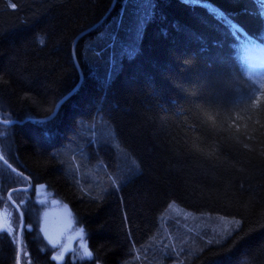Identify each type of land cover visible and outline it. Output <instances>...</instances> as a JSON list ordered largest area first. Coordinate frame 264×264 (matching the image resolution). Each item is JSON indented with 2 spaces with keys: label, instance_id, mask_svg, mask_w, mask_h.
Wrapping results in <instances>:
<instances>
[{
  "label": "trees",
  "instance_id": "trees-1",
  "mask_svg": "<svg viewBox=\"0 0 264 264\" xmlns=\"http://www.w3.org/2000/svg\"><path fill=\"white\" fill-rule=\"evenodd\" d=\"M0 0V152L33 180L22 264H57L39 229V186L72 210L91 257L64 264H264V0ZM145 18L126 45L132 19ZM27 180L0 160V264H17ZM173 204L234 217L217 242L177 251ZM167 239L169 242L167 243ZM215 241V240H214ZM183 258H185L183 260ZM154 264V263H153Z\"/></svg>",
  "mask_w": 264,
  "mask_h": 264
},
{
  "label": "rangeland",
  "instance_id": "rangeland-1",
  "mask_svg": "<svg viewBox=\"0 0 264 264\" xmlns=\"http://www.w3.org/2000/svg\"><path fill=\"white\" fill-rule=\"evenodd\" d=\"M135 3L137 7H142V10L146 11L148 0H136ZM137 19V21L132 19V23L129 25L132 30L126 32L125 40L129 48L139 43L145 18L138 17ZM250 68L254 73L264 76V52L251 55ZM34 198L40 204L41 210L39 229L51 250L53 259L58 264H62L68 258L72 261H80L91 257L88 255L91 254V251L86 234L83 228L76 224L69 205L53 196L52 192L43 186L36 188ZM238 224L239 220L234 217L193 213L173 204L164 217L163 234L170 242L174 243L177 251H181V247L187 244L188 239L193 235L203 237L196 240L199 243L201 241H205V243L217 242L230 234ZM169 241L167 240V243ZM149 260L150 264H160L159 260Z\"/></svg>",
  "mask_w": 264,
  "mask_h": 264
},
{
  "label": "water",
  "instance_id": "water-1",
  "mask_svg": "<svg viewBox=\"0 0 264 264\" xmlns=\"http://www.w3.org/2000/svg\"><path fill=\"white\" fill-rule=\"evenodd\" d=\"M117 0H114L110 10L107 12V14L102 18V20L100 22H98L95 26L91 27L90 29H88L87 31L83 32L80 36H78V38L76 39L75 43H74V57H75V61L77 64V67L79 69V73L81 76V81L83 79V72L81 70V67L78 63L77 57H76V43L78 41V39H80L81 37L85 36L87 33L93 31L95 28H97L100 24H102L111 14L115 4H116ZM81 83V82H80ZM80 83L78 84L77 87H75V89H73L72 91H70L67 95H65L63 98H61L57 104L55 105L54 110L52 111V113L46 117H41V118H26L24 121H32V122H45L48 120H51L52 118H54L56 116V114L58 113L59 109L61 108L62 104L78 89ZM24 121H19V120H5L2 119L0 117V123L5 124V125H13L16 123H22ZM0 160L3 161L11 170H13L14 172H16L17 174L21 175L23 178H25L27 180V185L25 186H18V187H14L12 189H10L7 193V198L9 200V202L15 207V209L18 211L19 216H20V224H19V228H18V234H17V244H18V250H17V264H22L21 262V256H22V236H23V231H24V225H25V216H24V212L22 210V208L20 207V205L17 203V201L13 198V193L17 192V191H29L32 186H33V180L31 179V177H29L28 175H26L25 173H23L22 171H20L19 169L15 168L13 165H11L1 154L0 152Z\"/></svg>",
  "mask_w": 264,
  "mask_h": 264
},
{
  "label": "flooded vegetation",
  "instance_id": "flooded-vegetation-1",
  "mask_svg": "<svg viewBox=\"0 0 264 264\" xmlns=\"http://www.w3.org/2000/svg\"><path fill=\"white\" fill-rule=\"evenodd\" d=\"M72 261L70 258H68L64 263H66V262H68V261ZM55 261V260H54ZM78 261V260H77ZM80 261H82V260H80ZM22 262V261H21ZM56 262V261H55ZM73 262H76V261H73ZM57 263V262H56ZM64 263H62V264H64ZM58 264V263H57Z\"/></svg>",
  "mask_w": 264,
  "mask_h": 264
},
{
  "label": "snow or ice",
  "instance_id": "snow-or-ice-1",
  "mask_svg": "<svg viewBox=\"0 0 264 264\" xmlns=\"http://www.w3.org/2000/svg\"><path fill=\"white\" fill-rule=\"evenodd\" d=\"M88 255L90 256L91 254L89 253Z\"/></svg>",
  "mask_w": 264,
  "mask_h": 264
},
{
  "label": "bare ground",
  "instance_id": "bare-ground-1",
  "mask_svg": "<svg viewBox=\"0 0 264 264\" xmlns=\"http://www.w3.org/2000/svg\"><path fill=\"white\" fill-rule=\"evenodd\" d=\"M70 92V91H69Z\"/></svg>",
  "mask_w": 264,
  "mask_h": 264
}]
</instances>
